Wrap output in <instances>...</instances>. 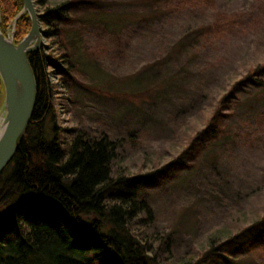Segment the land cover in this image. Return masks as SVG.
<instances>
[{
  "label": "rangeland",
  "instance_id": "rangeland-1",
  "mask_svg": "<svg viewBox=\"0 0 264 264\" xmlns=\"http://www.w3.org/2000/svg\"><path fill=\"white\" fill-rule=\"evenodd\" d=\"M37 1L33 0L41 14ZM173 4L172 0L169 8ZM91 8L77 12L79 19L68 23L75 27L83 20L93 22L83 26L82 38L89 45L77 49L68 75L60 79L47 70L49 82L56 86V121L45 122L44 135L47 140L60 139L65 157L70 132L64 130L129 135L133 141L120 165L129 175L150 172L172 161L206 124L222 94L212 99L213 91L243 76L244 65L251 62L247 57L253 34L228 32L222 39L199 45L193 43L195 33L190 29L198 19L210 20V12L167 9L159 0H108ZM98 42L104 51L96 48ZM43 46L52 54L44 37ZM204 107L208 108L202 111ZM225 125L233 139L212 146L193 168L145 193L157 220L153 226L172 234L174 259L253 264L246 255L216 262L209 250L264 216V85L242 92ZM258 186L252 199L237 197ZM238 199L244 207L236 206ZM211 237L217 239L210 246Z\"/></svg>",
  "mask_w": 264,
  "mask_h": 264
},
{
  "label": "trees",
  "instance_id": "trees-1",
  "mask_svg": "<svg viewBox=\"0 0 264 264\" xmlns=\"http://www.w3.org/2000/svg\"><path fill=\"white\" fill-rule=\"evenodd\" d=\"M105 1L56 0L53 5L50 0L37 1L43 8L39 14L42 35L53 50L46 53L49 48L43 46L27 55L37 96L20 147L0 174V264H32L34 260L43 264H192L186 258L170 256L172 234L165 235L153 226L157 220L145 193L193 168L196 159L212 146L233 139L225 118L239 106L245 89L264 85V0H173L172 8V0H159L167 9L180 11L186 7L200 15L210 12V20L198 19L196 27L190 29L195 33L193 43L207 44L228 32L253 34L249 39L251 57H247L251 62L244 65L245 73L228 86L215 85L220 90L213 91L210 98L222 94L206 124L162 167L129 175L120 163L126 160L133 139L104 130H64L70 132L67 146L63 145L68 147L65 157L60 139L47 140L44 135L45 122L49 118L56 121V86L49 82L47 70L52 69L60 79L68 75L77 49L86 44L83 26L93 22L83 20L75 27L68 23L79 19L77 12ZM21 8V0H0V30L4 35ZM30 26L28 15H23L16 23L15 43ZM97 44L96 48L104 51L103 45ZM258 189L244 190L237 197L252 199ZM237 203V207H244L242 200ZM216 239L210 238V246ZM209 252L216 262L222 257L246 255L253 264H264V216Z\"/></svg>",
  "mask_w": 264,
  "mask_h": 264
},
{
  "label": "water",
  "instance_id": "water-1",
  "mask_svg": "<svg viewBox=\"0 0 264 264\" xmlns=\"http://www.w3.org/2000/svg\"><path fill=\"white\" fill-rule=\"evenodd\" d=\"M22 8L4 35L0 30V174L18 151L32 118L37 96L35 75L27 55L40 50L43 40L39 14L33 0H21ZM27 14L28 33L14 42L18 20Z\"/></svg>",
  "mask_w": 264,
  "mask_h": 264
}]
</instances>
